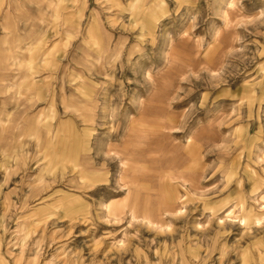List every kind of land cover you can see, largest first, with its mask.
Returning a JSON list of instances; mask_svg holds the SVG:
<instances>
[{
  "label": "rangeland",
  "instance_id": "rangeland-1",
  "mask_svg": "<svg viewBox=\"0 0 264 264\" xmlns=\"http://www.w3.org/2000/svg\"><path fill=\"white\" fill-rule=\"evenodd\" d=\"M62 2L51 0L46 14ZM94 3L113 30L96 72L112 91L100 113L110 175L96 182L64 168L91 150L87 132L47 139L51 172L39 162L0 168V264H264V0ZM17 4L23 19L43 0ZM138 112L153 131L128 126ZM187 141L228 165L234 181L191 185L189 199L169 205L161 176L178 172ZM223 190L212 214L232 207L205 213V196Z\"/></svg>",
  "mask_w": 264,
  "mask_h": 264
},
{
  "label": "crops",
  "instance_id": "crops-1",
  "mask_svg": "<svg viewBox=\"0 0 264 264\" xmlns=\"http://www.w3.org/2000/svg\"><path fill=\"white\" fill-rule=\"evenodd\" d=\"M17 1L0 0V168L30 167L39 162L45 167L43 173L51 172L47 169L50 162L45 152L47 139L58 131L80 136L87 132L91 150L80 151L75 166L65 162L64 168L78 169L96 182L104 181V173L107 177L110 174L100 162L103 158L100 113L109 107L106 98L108 101L112 91L98 87L100 77L96 72L104 53L112 47L113 30L104 23L94 0L93 5L92 0H63L59 6L55 5L53 13L50 9L47 14L51 0H43L38 11L33 8L23 19L14 13ZM21 58H24L22 66ZM111 101L112 116L119 120L117 113L121 106L116 98ZM146 109L143 107L142 111ZM166 119L165 123L170 124L171 119ZM126 120L130 128L153 131L154 121L147 114L138 112ZM193 147L194 141H187L182 146L183 161L178 172L166 171L161 176L163 198L169 205L189 199L191 185L215 184L213 179L218 176L228 186L234 181L232 177L226 179L223 173L228 165L211 162L200 144L197 149ZM89 158L94 160L92 165ZM192 159L197 164H192ZM177 174L181 177L178 181L174 178ZM166 190L169 199L165 198ZM224 192L221 196H205L202 201L205 213L217 215L232 207L234 202L227 201L212 214L211 203L222 198Z\"/></svg>",
  "mask_w": 264,
  "mask_h": 264
},
{
  "label": "bare ground",
  "instance_id": "bare-ground-1",
  "mask_svg": "<svg viewBox=\"0 0 264 264\" xmlns=\"http://www.w3.org/2000/svg\"><path fill=\"white\" fill-rule=\"evenodd\" d=\"M228 4H230L231 5V3H229V1H228ZM221 219V218H220ZM241 220V219H240ZM221 221H222V219H221Z\"/></svg>",
  "mask_w": 264,
  "mask_h": 264
}]
</instances>
